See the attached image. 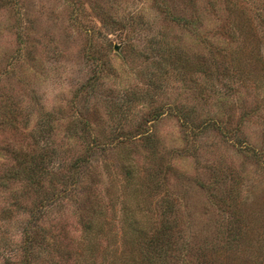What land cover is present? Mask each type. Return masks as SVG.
<instances>
[{
    "label": "rangeland",
    "instance_id": "1",
    "mask_svg": "<svg viewBox=\"0 0 264 264\" xmlns=\"http://www.w3.org/2000/svg\"><path fill=\"white\" fill-rule=\"evenodd\" d=\"M124 216L148 264H264V0H0V264H127Z\"/></svg>",
    "mask_w": 264,
    "mask_h": 264
},
{
    "label": "trees",
    "instance_id": "2",
    "mask_svg": "<svg viewBox=\"0 0 264 264\" xmlns=\"http://www.w3.org/2000/svg\"><path fill=\"white\" fill-rule=\"evenodd\" d=\"M173 21L175 22H179L181 24H185L187 23V21L184 19V17L182 16H174L172 18ZM248 51V50H246ZM242 54L245 57L244 61L242 59V63L243 65L245 64H249V60L245 55V50H243ZM167 72V70H166ZM82 122V128L84 131H86L87 133L90 132V128L88 125V122L86 119L84 120H80ZM185 124H189L191 123L190 121H186L184 120ZM204 125H208V126H215V122L213 121V119H209ZM199 127V126H198ZM196 127V128H198ZM225 126H221V128H223ZM216 128L219 130L220 126H216ZM221 130V129H220ZM225 133V131H224ZM115 143L114 142H108V141H97L95 138H91L90 140L87 141L86 143V147H85V151L86 152L81 158H77L75 161L76 163L74 164L75 166L79 165L80 162H85L87 159V156L92 154L95 150L97 149H101L103 152H106L107 150H109L111 147H113ZM243 148L246 149H252L253 153L259 154L262 152V150L258 147H250V146H243V142L241 143ZM50 149V148H49ZM127 160L125 161H121V162H117V167L120 173H122V175L129 177V172L130 169L133 167L134 164H132V162H127ZM126 164V165H125ZM39 167L43 168L44 166L42 164H38ZM66 183V180L63 181L64 184ZM66 189L61 188V190H57V192H53L51 195L47 196V199H49L48 201L44 202V205L46 204L47 207H49V209H51L53 206H55V199H59V197H63L61 196L63 192H65ZM92 190L91 188H87L86 191L84 193H82L81 199L78 201L77 204H80L81 208L87 209L88 212H93V211H98L97 209L101 210V213H104L105 208H103V205L101 203H99L97 200H95V197H93V195L91 194ZM51 198V199H50ZM82 205V206H81ZM104 209V211H103ZM103 211V212H102ZM39 214L37 215V218H39L42 215L43 210L40 212V208L39 211H36V213ZM133 218H134V214H132ZM131 217H127L124 216V225L127 228L128 232V236L125 239L126 242L130 243V246H136L137 248H139V251L141 252V246L144 249V253L141 256L138 257L139 254L133 253V254H129V256H125L126 259H129V262L127 264L130 263H134V264H139V260L140 258L142 259V257H146V262L147 264L149 263V258L151 257V254L149 251H153L157 245H158V239H156L155 237H153L152 233L149 232V230L146 229V224H143L141 222V220L139 218L137 219H133ZM93 226V221L91 218L84 220V227L87 230H91ZM35 230V229H34ZM34 233L32 234V237H34L33 235L36 233L35 231H33ZM53 244H58L59 242H55L54 239H52ZM50 240L49 243L52 242ZM151 245V246H150ZM150 246V249H149ZM179 254V253H178ZM178 254H176V258H178ZM59 252L57 253V256H59ZM141 261V260H140Z\"/></svg>",
    "mask_w": 264,
    "mask_h": 264
}]
</instances>
